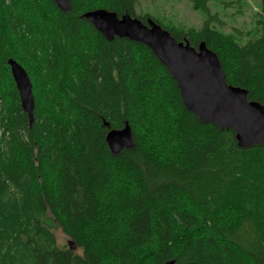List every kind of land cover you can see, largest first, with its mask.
<instances>
[{
	"label": "trees",
	"instance_id": "trees-1",
	"mask_svg": "<svg viewBox=\"0 0 264 264\" xmlns=\"http://www.w3.org/2000/svg\"><path fill=\"white\" fill-rule=\"evenodd\" d=\"M189 1L198 28L138 13V0H0V264H264V147L202 122L147 46L83 17L104 8L203 41L226 82L264 104V0L244 43L212 26L209 0ZM9 58L29 75L31 121ZM126 122L134 145L112 153L106 133Z\"/></svg>",
	"mask_w": 264,
	"mask_h": 264
},
{
	"label": "water",
	"instance_id": "water-1",
	"mask_svg": "<svg viewBox=\"0 0 264 264\" xmlns=\"http://www.w3.org/2000/svg\"><path fill=\"white\" fill-rule=\"evenodd\" d=\"M54 2L62 11L71 8L70 0ZM83 17L109 41L125 37L147 46L175 80L185 108L202 122H210L219 129L232 128L239 147L246 148L256 143L264 147V104L249 100L247 89L226 82L217 54L203 41L193 47L187 40L175 39L150 18L144 23L128 13L119 16L104 8L86 11ZM7 64L21 107L31 121L34 96L29 75L15 59L9 58ZM105 140L112 153L134 145L127 122L120 129H109ZM67 244L69 249H76L72 240ZM162 264H174V260Z\"/></svg>",
	"mask_w": 264,
	"mask_h": 264
},
{
	"label": "rangeland",
	"instance_id": "rangeland-1",
	"mask_svg": "<svg viewBox=\"0 0 264 264\" xmlns=\"http://www.w3.org/2000/svg\"><path fill=\"white\" fill-rule=\"evenodd\" d=\"M208 6L211 13H216L220 19L212 26L222 32H231L241 43L257 37L261 31V24L257 22L261 19L259 0H209ZM136 11L151 13L180 27L198 28L205 18L204 13L194 9L189 0H138ZM55 232L59 245L68 246L70 238L59 229Z\"/></svg>",
	"mask_w": 264,
	"mask_h": 264
}]
</instances>
